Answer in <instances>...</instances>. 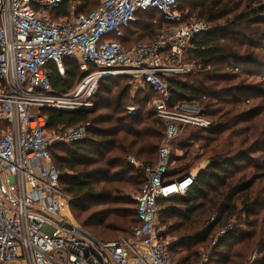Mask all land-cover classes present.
Segmentation results:
<instances>
[{"label":"trees","instance_id":"16d2710c","mask_svg":"<svg viewBox=\"0 0 264 264\" xmlns=\"http://www.w3.org/2000/svg\"><path fill=\"white\" fill-rule=\"evenodd\" d=\"M76 3L84 7L77 15H88L93 10L85 11L97 6L93 0ZM72 4L66 2L51 12L52 17H70ZM177 8L184 23L197 18L211 28L196 36L187 51L201 69L196 68L188 81L169 79L173 103H197L214 126L182 129L178 136L187 131V141L178 144L183 154L173 155L172 162L188 159L198 145L212 162L228 170L209 183H194L184 195L161 200L160 226L172 241L170 254L177 264H199L205 254L201 249L210 247L207 264H264V0H180ZM168 24L158 12L140 13L122 43L127 48L150 43ZM142 39L145 42L138 41ZM64 67L66 75L61 77L55 65H49V79L58 95L70 92L84 77L76 61L66 59ZM117 79L100 83L106 98L101 100L111 104ZM122 93L103 121L85 111L43 110L51 134L92 125L89 137L54 145L51 156L60 185L75 203V216L89 214L80 217L81 225L102 241L114 233L131 237L130 231L139 225L136 201L125 198L124 191L141 193L144 169L157 163L165 132L162 121L144 113V107L137 116H129L123 98L128 88ZM229 226L232 231L216 237Z\"/></svg>","mask_w":264,"mask_h":264},{"label":"built area","instance_id":"2783aa9c","mask_svg":"<svg viewBox=\"0 0 264 264\" xmlns=\"http://www.w3.org/2000/svg\"><path fill=\"white\" fill-rule=\"evenodd\" d=\"M77 1L0 0V264H177L170 254L172 241L159 223V202L184 195L194 181H171L170 145L182 129L210 130L212 123L197 103H173L169 79L181 82L201 69L200 62L183 61L190 42L209 24L184 23L177 10L180 0H102L88 15L52 17L66 2ZM143 12H158L169 24L152 42L127 48L122 43L126 31ZM66 59L76 61L84 77L58 95L49 65L65 77ZM118 76L133 77L153 90L154 112L165 132L158 161L145 167L146 181L134 198L139 225L129 238L93 237L94 243L62 226L61 214L72 199L60 187L51 156L54 145L86 139L89 126L50 134L43 110L87 112L100 83ZM232 230L226 227L219 235ZM207 260L204 255L201 264Z\"/></svg>","mask_w":264,"mask_h":264},{"label":"rangeland","instance_id":"374dc122","mask_svg":"<svg viewBox=\"0 0 264 264\" xmlns=\"http://www.w3.org/2000/svg\"><path fill=\"white\" fill-rule=\"evenodd\" d=\"M101 1L102 0H93V2H97V6L96 7H90L85 12H91L92 10L94 11L98 7V5L101 3ZM83 9H84V7L82 6V3H74L71 6L70 14H71V16L73 14L77 15V12H79ZM177 10H178V8H177ZM190 21H203V20H198L197 18H192ZM210 28L211 27L209 26V30H210ZM138 41L145 42V40H143V39L138 40ZM187 51H188V49H187ZM262 53H263V57H264V51H262ZM183 62L184 63H193V62H198V61H191L188 57V52H186L185 59ZM191 75H192V73L189 76H191ZM188 77L183 78V80L185 79L184 81H188ZM117 78L118 79L116 81V85L118 87L114 88V92L112 93L113 98H111V101H112L111 104L107 100L106 101L101 100L102 98L106 99L103 96L104 95V89L102 87H100V89H98V92L93 99V107L89 111H87L88 113L93 114L92 119H96V118L100 117L98 120L103 121L104 118L112 112V109H111L112 105H114L117 102V100L122 98V96L124 95L122 93L124 91V88H128V90H129L128 95L125 94V96L123 97L124 98V110L126 111V113L129 116H137L138 113L142 111V107H144V109H145L144 113L150 112L151 114H155L153 107H154V103L156 101V97L148 89V87L143 86V84L141 82L137 81L133 77L118 76ZM171 79H177V77L171 78ZM183 80H181V82ZM209 120L212 123V127H211V129H212L214 126V122L212 119H209ZM87 126H89L87 129V137H89L88 132H89V129L91 128L92 125L88 124ZM102 127H106V126H102ZM189 130H193V129H189ZM2 132H3V129L0 130V138H1ZM187 133L188 132L185 131L183 134L179 135L170 145V173H171L170 176H171V181H173V182L181 181L182 182L186 178L189 177V179H192L194 181V183L199 185V184L209 183L211 181V179L214 177L220 178L221 176H223V173L226 170H228V167L224 166L220 162H216V163L212 162V160L209 159L208 154L205 151L200 150L198 148L199 147L198 145H196L194 147V151H196L194 153V155H191L188 159H186L182 162H176V161L172 162L173 155L182 156L183 153L181 151H179L177 148H178L179 143L184 142L187 139V137H186ZM51 137H53V135ZM199 145H200V143H199ZM128 160H129V158H128ZM132 160H134V159H132ZM138 167H140V164ZM60 187L64 191L63 187L62 186H60ZM64 193H65V191H64ZM66 194L67 193H65V195ZM136 195H137V192H135V191H132V190H125L124 191V197L125 198L130 197V199H132V201H135L134 198ZM74 206H75V203L73 201H69L68 204L66 205L65 209L63 210L62 214H61V219L63 220V222L74 225V226L84 230L88 234H90V230L84 229L81 225V220L83 218L87 217L89 214L80 216L81 217V220H80V217L77 218L75 216L73 210H72ZM119 207L121 209H126L128 206L120 205ZM134 209H136V208H134ZM213 220H214V218L212 219V221ZM132 231L133 230L130 231L131 234H132ZM219 232L220 231L217 232L216 237L220 236ZM121 238H129V236L126 234H115L114 233V234H109L107 237L103 238V240L112 242V241H118ZM211 251H212L211 247L208 249H205V250L201 249V254L205 253L204 255H209L211 253ZM204 255L202 256L199 264H201L204 261ZM176 259H178V257H176ZM208 261H209V258L206 262H204V264H207Z\"/></svg>","mask_w":264,"mask_h":264},{"label":"water","instance_id":"95a60500","mask_svg":"<svg viewBox=\"0 0 264 264\" xmlns=\"http://www.w3.org/2000/svg\"><path fill=\"white\" fill-rule=\"evenodd\" d=\"M62 226H63L64 229H66V230H68V231H70L72 233L78 234V235H80V236H82L84 238H87L88 240L96 243L95 239L90 234L85 232L84 230H82V229H80V228H78V227H76L74 225H71L69 223H63Z\"/></svg>","mask_w":264,"mask_h":264},{"label":"bare ground","instance_id":"6f19581e","mask_svg":"<svg viewBox=\"0 0 264 264\" xmlns=\"http://www.w3.org/2000/svg\"><path fill=\"white\" fill-rule=\"evenodd\" d=\"M173 191H176V188L175 187H173V189H172Z\"/></svg>","mask_w":264,"mask_h":264}]
</instances>
